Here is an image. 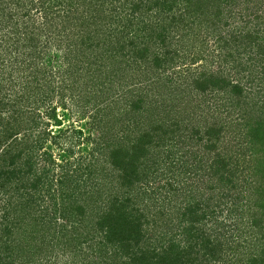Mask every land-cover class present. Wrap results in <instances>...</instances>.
I'll use <instances>...</instances> for the list:
<instances>
[{"label":"trees","instance_id":"1","mask_svg":"<svg viewBox=\"0 0 264 264\" xmlns=\"http://www.w3.org/2000/svg\"><path fill=\"white\" fill-rule=\"evenodd\" d=\"M3 1L0 264H264V101L189 66L230 56L204 45L222 0L40 3L41 32ZM61 108L90 133H55ZM244 226L255 242L230 255Z\"/></svg>","mask_w":264,"mask_h":264},{"label":"rangeland","instance_id":"2","mask_svg":"<svg viewBox=\"0 0 264 264\" xmlns=\"http://www.w3.org/2000/svg\"><path fill=\"white\" fill-rule=\"evenodd\" d=\"M6 1L8 2L7 5H5V11L8 13H15L14 11L16 7H21L25 10L31 8L26 12L28 14H25L24 17L21 18V16H19L18 18V15H14L13 19L20 22L21 25L19 27L23 26L22 21H26L31 30H38L40 32L41 29L39 28V25L41 21H43V13L41 12L43 10L40 3H43L44 6H48L56 5L61 2V0H4L3 2ZM70 1L75 3L77 9L82 7V4L78 0ZM106 2V5H110L111 0H107ZM33 4H35V6L32 7ZM211 6L215 13L220 12V17L216 26H213V30L215 28L216 31L215 36L211 34L212 30L210 28L207 38L204 39V45L207 46V49H212L214 52V49H219L218 47L221 46L222 41H224L222 40V37H224L228 40L229 49H227V51L231 52L230 56L226 58V62L221 61L220 68L216 64L210 66L212 62L210 63L208 60L206 61L204 59H199L198 61L194 59V63H190L189 66H191L194 71H204L211 68L213 71L219 72L220 69H224L221 71L224 73L225 77L230 76L235 83L238 81L239 83L241 82L240 85L244 88V94L246 96L250 92V96L254 99L264 101V0H222L220 3L213 1L211 2ZM202 33L206 34L207 32L202 31ZM44 38L45 37L42 36L41 39ZM257 45L260 46L258 47ZM207 49L206 51L208 53L209 50ZM49 52L50 53H48L47 56L49 59H52L54 62L53 65H59L60 63L55 60V53L57 51H55L54 47L50 49ZM201 52H204V50ZM204 53L206 54V52ZM216 53L217 52H214L213 54L215 55ZM58 54H60V52H58ZM214 61L216 62L215 59ZM188 62H191V60H188ZM66 113L67 112L62 108L58 110V114L63 118V125L61 127L55 125L51 121L50 127H52V130L55 133L72 124L83 128L86 134L90 133L89 119L85 117L83 118L78 113H69L67 116ZM48 147L53 149L54 157L56 159L60 160L63 158V155H65L63 151L64 147L61 149L59 146L52 144H49ZM90 147L91 144L89 141L82 139L81 142L75 145V155H73L70 160L72 161L81 154L83 156L89 154ZM55 172H59V170L57 169ZM162 183H164V181H162ZM179 197L182 198L181 196ZM1 198L0 204L2 202ZM165 205H171L169 204L168 199L165 201ZM229 234L235 236L234 248L230 249L232 250V252H229L230 255L235 252L233 251L235 249L242 254H245L244 252H249V249L252 248V243L255 242V234L248 233L246 228L241 229L238 234L233 231ZM236 235H238V238H236ZM229 257L231 259L236 258L235 256ZM62 258L66 260L67 253H61L59 264H61Z\"/></svg>","mask_w":264,"mask_h":264}]
</instances>
